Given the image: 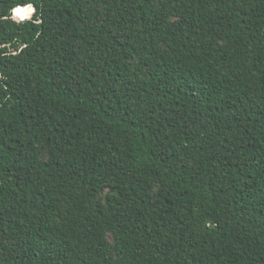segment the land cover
<instances>
[{"label":"trees","instance_id":"16d2710c","mask_svg":"<svg viewBox=\"0 0 264 264\" xmlns=\"http://www.w3.org/2000/svg\"><path fill=\"white\" fill-rule=\"evenodd\" d=\"M0 264H264V0H0Z\"/></svg>","mask_w":264,"mask_h":264},{"label":"snow or ice","instance_id":"6c2138e0","mask_svg":"<svg viewBox=\"0 0 264 264\" xmlns=\"http://www.w3.org/2000/svg\"><path fill=\"white\" fill-rule=\"evenodd\" d=\"M31 6H28L27 9H24V8H17L15 11L17 12V15H21L25 12H28L30 13L31 12Z\"/></svg>","mask_w":264,"mask_h":264},{"label":"water","instance_id":"95a60500","mask_svg":"<svg viewBox=\"0 0 264 264\" xmlns=\"http://www.w3.org/2000/svg\"><path fill=\"white\" fill-rule=\"evenodd\" d=\"M14 10V9H13ZM13 12V11H12Z\"/></svg>","mask_w":264,"mask_h":264}]
</instances>
